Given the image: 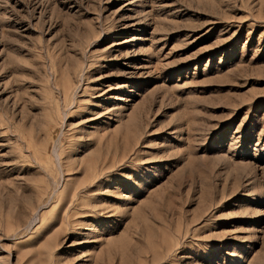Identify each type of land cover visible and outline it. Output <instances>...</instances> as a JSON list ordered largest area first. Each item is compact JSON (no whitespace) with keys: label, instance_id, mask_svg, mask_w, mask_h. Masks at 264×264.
I'll use <instances>...</instances> for the list:
<instances>
[{"label":"rangeland","instance_id":"1","mask_svg":"<svg viewBox=\"0 0 264 264\" xmlns=\"http://www.w3.org/2000/svg\"><path fill=\"white\" fill-rule=\"evenodd\" d=\"M0 264H264V0H0Z\"/></svg>","mask_w":264,"mask_h":264}]
</instances>
